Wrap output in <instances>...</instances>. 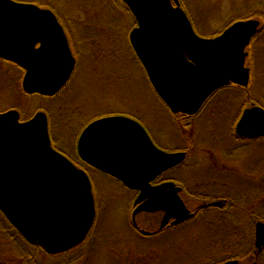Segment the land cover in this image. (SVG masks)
Segmentation results:
<instances>
[{
    "label": "water",
    "instance_id": "1",
    "mask_svg": "<svg viewBox=\"0 0 264 264\" xmlns=\"http://www.w3.org/2000/svg\"><path fill=\"white\" fill-rule=\"evenodd\" d=\"M121 1L136 19L129 36L134 53L172 114H196L231 83L248 87L247 48L260 21H238L219 36L203 39L180 0ZM1 59L25 70L22 88L28 95L55 96L75 68L55 13L14 0H0ZM47 119L42 111L25 121L18 111L0 113V212L28 244L57 256L87 240L96 206L89 175L53 147ZM84 129L78 138L80 160L140 191L133 221L140 213L162 211L164 228L172 218L179 224L192 217L177 196L169 197L172 184L151 187L185 155L154 146L144 127L128 116L105 117ZM236 131L263 139L264 108L244 110ZM255 247L257 252L264 248V222L257 223Z\"/></svg>",
    "mask_w": 264,
    "mask_h": 264
},
{
    "label": "rangeland",
    "instance_id": "2",
    "mask_svg": "<svg viewBox=\"0 0 264 264\" xmlns=\"http://www.w3.org/2000/svg\"><path fill=\"white\" fill-rule=\"evenodd\" d=\"M14 1L58 11L63 21H71L77 26L78 38L74 40L82 39L80 37L86 34V27H82L86 20L92 21V24H103L109 35L108 46L104 44L108 57L102 68L100 65L94 67L90 65L91 57L86 56L88 58L84 59V64L76 72L69 86L65 87L60 96L52 99L24 94L21 82L24 74L18 70H11L8 64L0 62V112L18 108L23 118L27 119L39 110L44 111L51 119L50 134L53 145L59 151L73 157L78 134L93 117L128 116L149 128L151 136L161 147L167 148L169 143H173L177 134L172 122H169L172 121V117L148 84L142 66L132 53L128 34L134 21L124 4L119 0ZM180 2L190 16L197 34L203 39H211L220 34L232 21L246 17H253L260 21L261 28L264 27V0H180ZM94 29L95 27L90 29L91 41L86 46L88 51L92 49L100 52V48L93 46L98 41L93 39L92 34L96 32L91 30ZM251 52L254 58L247 60V65L252 70L250 85L242 89L223 90L209 103L205 114L195 126L200 137L209 139L235 136L234 125L246 103L247 109L254 105L264 108V32L258 36ZM222 99L225 101L219 104ZM216 110L219 112L214 115ZM237 142L241 143V140ZM237 156L238 170L235 183L237 198L240 201L249 195L248 192L255 181L264 178V138L242 143ZM198 174L197 171L185 172L187 178H191L192 175L199 176ZM92 190L98 211L94 235L96 233L95 236L98 238L93 245L95 236L89 241L87 244L89 251L84 252L86 256L83 255L85 257L83 260L76 262L80 252L71 255L69 259L74 261V264L220 262L230 256L248 255L253 238L252 232L249 231L255 222L259 220L264 222V212L261 213L260 208L255 214H252L251 210L246 212L238 210L241 212V218L238 220L240 233L237 236L233 234L228 237L219 233L222 232L221 229L212 230L209 223L195 225L192 223L186 226L185 230H174L143 239L136 235L130 226L129 200L133 199L134 194H129L119 182L99 176L93 179ZM253 199L257 200L256 194ZM136 219L148 230L157 228L158 218L151 214L140 215ZM108 239L109 243H106ZM228 242L232 244L231 247L227 245ZM21 247L34 253L28 247ZM250 255L253 256V252ZM255 257L264 264V253ZM247 258H243V264H252ZM67 261V256L58 259L43 258L40 264H66Z\"/></svg>",
    "mask_w": 264,
    "mask_h": 264
},
{
    "label": "flooded vegetation",
    "instance_id": "3",
    "mask_svg": "<svg viewBox=\"0 0 264 264\" xmlns=\"http://www.w3.org/2000/svg\"><path fill=\"white\" fill-rule=\"evenodd\" d=\"M59 23L61 24V27H63L64 29L66 37L68 38V41H69L72 55L75 58V66H74L75 68L72 73V76L70 77L69 81L65 85V87H67L73 80L76 72H78V70L82 67V64H84V59L88 58L86 56L91 57L89 61L90 65H93V67L100 65L103 68L104 61L108 57V52L104 50V46L108 44L107 40H108L109 35H107L108 31L103 24H96V23L92 24V21L86 20L85 22L86 24L82 26V27H86L85 29L86 34L80 37L82 39L74 40V38H78L77 33H79V31H78L77 26L75 24H72L71 21L65 22L60 18H59ZM91 27H95V29L91 31L96 32L95 34H92L93 39L98 40L97 44H93V46L100 48L101 49L100 52H95L94 50L92 51V49L91 51H88V47L86 46L87 43L88 42L90 43L91 41L89 37ZM74 31H75V34H73ZM99 32L100 34L98 35ZM90 48H92V46H90ZM134 55L136 56V54ZM249 55L250 53L248 51V57H247L248 59H249ZM136 59L138 60L140 64L141 62L139 61L137 56H136ZM248 59H246V67H248L247 65ZM0 62H4L8 64L9 69L18 70L19 72L21 71L25 75V70H23V68H21L19 65L11 61H6L3 59H1ZM140 65L142 66L146 74V71L143 65L142 64ZM248 69L250 68L248 67ZM251 76H252V70L250 69V77ZM146 77L148 78L147 74H146ZM148 81H149L148 84H150L151 82L149 78H148ZM21 82H22V79H21ZM150 86L152 87L156 96H158L152 84H150ZM65 87L53 97H42V98L44 99L57 98L58 96H60L63 90L66 89ZM230 88L242 89L244 87H239L238 85L231 83L230 85L217 90L207 99V101L204 103L201 109L194 115L172 114L168 106L158 96V99L167 108L168 113L171 115L172 121H169V122H172L174 131L177 134L174 138L173 143H169V147L167 148L161 147V145H159V143H157L156 140L153 139V136H151V132L149 131L150 129L143 126L146 132L148 133L150 139L154 143V146L170 154L171 153H181L185 155L183 162H181L180 164L174 167H171L166 172L157 176V178H155V180L151 183V187H158L160 185L162 186L163 184H172V187L169 188V191H172L169 197L174 199L177 196L181 200L185 208L192 214V217L190 219L185 220L179 224H174L176 220L172 218L170 219L166 227L161 228V224L165 216V213L162 211H157L154 213L143 212V213L138 214L136 217L138 218L140 215L151 214L155 218H158L156 220L157 228H155L154 230H151V229L148 230L147 228H144L143 226H141V224L138 222V219L136 218H135V221H133L132 214L136 208L135 202L140 196V191L128 189L127 187L123 185L121 181L110 177L109 175L100 171V169L98 170L95 167H92L90 165L88 166L87 163L80 160L81 158L77 150L78 141H79L78 138H80L82 132L85 130L84 128L87 129V127L91 123L99 119H102L104 117H97V118L93 117L87 122V124H85L83 128H81L82 130L78 134L76 147H75V157L76 158L66 154L63 151H60V152L65 154L67 158L69 157L78 168L85 170L87 174L89 175V178H90L89 180H91L92 184H93V179H95L97 176H99V178L109 177V179L119 182L120 185L124 187V189L128 190L129 194H134L133 199H131V201L129 200V202L131 203L130 204V223H131L130 226L132 228L131 230H133L134 233H137L138 231L141 233V235L146 236V238H153L156 236H160L161 234L166 233V232L168 233L174 230L178 231L184 228L187 229L186 226H189L192 223H194V225L196 223H209L210 224L209 226H211L210 229L212 230L221 229L222 232H219V233L224 234L225 236L227 235L229 237L233 234L234 236H237V234L240 233L239 228H238L239 227L238 220L241 218L240 216L241 212H239L238 210H243L245 212L251 210V213L255 214V212L260 208L262 211L261 213L264 212V178H261V180L255 181L254 184L251 186L250 191L248 192L249 195L244 197L240 201L237 198V188H236V183H235L236 175H237L236 172L238 170L237 169V166H238V163H237L238 156L237 155L239 154L242 143L253 141V140H260L262 138L252 139V138H247V137H241L237 134L236 126L244 110H246L248 107L246 105L247 103L244 105L234 125L235 136L220 137V138L211 137L208 139L205 137H200L197 134V131L195 128L197 122L203 117L202 115L205 114L206 107L209 105V103H211V101H213L219 95V93L223 92V90H227ZM224 101L225 100L223 99L220 100L219 104ZM11 110L18 111L20 113L21 121L30 119V118H27V119L23 118L22 112L18 110V108H11L6 111H11ZM3 112H0V113H3ZM218 112H219L218 110L214 111V115H216V113ZM114 116H118V115H114ZM48 120H49L50 132H51V129H52L51 119L49 118ZM133 120L137 121L136 119H133ZM142 125L143 124H141V126ZM238 140H241V143L237 142ZM56 151H59V150L56 149ZM187 171L189 172L197 171L199 173L198 174L199 176L192 175L191 178H187L185 175V172ZM255 194H256L257 200L253 199ZM95 221H97V219ZM257 222H262V220H259ZM257 222L253 224L252 230L249 231V232H252L253 234V238L250 243L251 244L250 249L253 252V256L252 257L249 256V258L247 259L251 261L252 264L262 263V262L260 263V260H258V258L255 257V256H258V254H256L255 252ZM243 234L244 232L242 233V235ZM228 243L229 244L227 245L231 247L232 244H230V242ZM260 253L261 254L264 253V248L262 249ZM226 259H229V257L225 258L223 261H220V262L211 261L209 264H223L228 261H236L237 264H243L244 262L243 258H239V256L238 258L232 259V260H226Z\"/></svg>",
    "mask_w": 264,
    "mask_h": 264
},
{
    "label": "trees",
    "instance_id": "4",
    "mask_svg": "<svg viewBox=\"0 0 264 264\" xmlns=\"http://www.w3.org/2000/svg\"><path fill=\"white\" fill-rule=\"evenodd\" d=\"M119 1L121 2V0H119ZM122 4H124V3H122ZM51 10H53V9H51ZM53 11L56 13V15L60 19H62V17L60 16V13L58 11H56V10H53ZM127 11H128L127 13L131 14V16L133 17L132 13L128 9H127ZM252 18L253 17H248V18L246 17V19L234 20V21H232V23H230L228 26H226L225 29L220 32V34L222 32H224L226 30V28H228L233 23H235L237 21H241V20L252 19ZM133 21H134L133 25L130 26L131 28L129 27L130 28L129 34H130L131 30L136 26V23H135L136 20L134 17H133ZM263 32H264V27L262 26V28H260V30L258 31V34L253 39L252 44L248 47V50L250 53L249 59L254 58L252 56L251 50L253 49V45H254L255 41L257 40L258 36L261 35ZM218 35L219 34L215 35L214 37H216ZM129 48H130V46H129ZM95 230H96V224H95L92 232L88 236L87 240L84 241V243L82 245H80L79 247H77L76 249H73V250L68 251L66 253H62L61 255H58V256H49L41 248H39L37 246H31L30 244H28L24 240V238L19 234V232L12 225H10L8 220L0 212V264H40V261L43 258H49V259H56L57 258L58 259V258L66 257V256L68 259L66 264H74L73 263L74 261L70 260L69 258L72 257L71 256L72 254H77V252H80L81 254L76 259V262H79L85 258L84 256H86V255L84 252L89 251V249H87V244L93 238V236L96 235V233L94 235ZM135 234L138 235L139 237L143 238V239L146 238V236L141 235V233L138 231ZM96 238H98V237L95 236V239L92 241V245L95 243ZM109 240L110 239H108V241H106V243H109ZM21 246H25V247L32 249L34 251V253L29 252L26 249H23L24 247L22 248ZM251 252H252V250L250 251V253L248 255L239 256V258H247V257L249 258V256L252 257V255H250ZM255 252L259 256L261 255L260 252H257V249H255ZM236 258H238V256L237 257L230 256L229 259H226V260H232V259H236Z\"/></svg>",
    "mask_w": 264,
    "mask_h": 264
}]
</instances>
